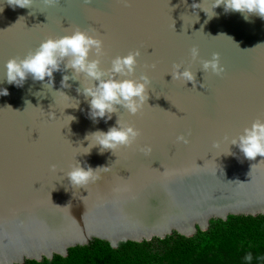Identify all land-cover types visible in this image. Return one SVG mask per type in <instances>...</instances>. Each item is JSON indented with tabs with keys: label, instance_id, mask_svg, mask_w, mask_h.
<instances>
[{
	"label": "water",
	"instance_id": "obj_1",
	"mask_svg": "<svg viewBox=\"0 0 264 264\" xmlns=\"http://www.w3.org/2000/svg\"><path fill=\"white\" fill-rule=\"evenodd\" d=\"M212 2L201 5L209 15ZM194 3L202 0H33L31 8L0 0V89L9 93L0 96V264L65 257L93 240L116 248L173 233L191 237L212 219L264 216V157L248 160L230 145L264 120V20L246 21L222 5L209 18ZM77 28L102 41L103 54L90 55L102 70L117 56L140 53L131 78L146 75L151 83L136 115L117 106L111 119L93 122L80 82L61 89L62 76L72 75L63 65L52 88L47 78L29 76L22 87L6 82L9 59ZM213 53L224 68L219 76L201 71ZM174 64L195 73V87L172 80ZM118 119L139 130L136 141L83 154L94 143L85 137ZM76 163L100 168L97 179L70 184L66 174Z\"/></svg>",
	"mask_w": 264,
	"mask_h": 264
},
{
	"label": "clouds",
	"instance_id": "obj_2",
	"mask_svg": "<svg viewBox=\"0 0 264 264\" xmlns=\"http://www.w3.org/2000/svg\"><path fill=\"white\" fill-rule=\"evenodd\" d=\"M87 2V0H85ZM47 6H54L59 0H43ZM8 4L13 8H31L33 0H8ZM203 4H192L193 9H201L205 14L212 18L215 15L214 9L220 7L227 12H239L247 21L252 15L264 20V0H213L211 4L212 14L201 6ZM3 11V9H0ZM102 41L90 36L86 31L77 28L71 34L58 38H47L39 44L35 51H29L24 58H11L5 65V79L10 85L22 87L26 79L31 76L34 81L44 82L53 87V73L71 70L72 75H63L61 89L70 88V79L80 82L81 87L77 88L78 94H82L89 104V115L93 122L99 119H111L112 114L117 112V106L126 110L130 115H136L147 104L148 87L150 80L146 75L133 79L137 67L138 51L129 52L127 56H117L111 61V67L102 70L99 59H90V55L99 57L103 54ZM190 56L193 62L199 58V50L196 47L190 49ZM201 71L219 76L224 68L220 65L219 54L213 53L210 60H202ZM172 80H183L185 84L191 83L196 86L195 73L185 68L181 71L180 64L173 65L171 73ZM83 77L89 83H82ZM203 87V85H201ZM66 96L62 91H57ZM7 89H0V96H7ZM90 98V99H89ZM79 101H76V107ZM75 119L71 117V120ZM140 135L139 130L133 126L122 123L119 119L115 126L110 127L107 132L95 131L85 137L94 142L86 148L83 154H88L93 147H99L101 154L104 151L114 153L121 147L131 146ZM178 142L187 143L184 136L177 137ZM230 145L238 147L239 151L248 160H255L257 156L264 157V120H255L250 127L243 129L242 134L234 137ZM146 153L151 152L150 147L144 149ZM255 166V165H254ZM253 166V167H254ZM252 167V168H253ZM107 169L108 167H102ZM251 168V169H252ZM55 170V165L52 166ZM100 169V168H97ZM91 167H81L76 163L66 177L70 184L83 188L90 182L97 179ZM238 182V181H237ZM246 261L252 260L251 253L245 256Z\"/></svg>",
	"mask_w": 264,
	"mask_h": 264
},
{
	"label": "trees",
	"instance_id": "obj_3",
	"mask_svg": "<svg viewBox=\"0 0 264 264\" xmlns=\"http://www.w3.org/2000/svg\"><path fill=\"white\" fill-rule=\"evenodd\" d=\"M249 253L252 260L246 261ZM23 264H264V216L212 219L207 230L191 237L173 233L164 239L121 242L116 248L93 240L70 248L65 257Z\"/></svg>",
	"mask_w": 264,
	"mask_h": 264
}]
</instances>
